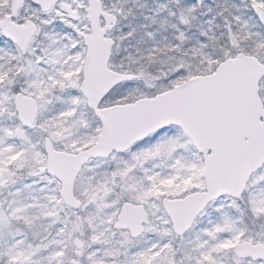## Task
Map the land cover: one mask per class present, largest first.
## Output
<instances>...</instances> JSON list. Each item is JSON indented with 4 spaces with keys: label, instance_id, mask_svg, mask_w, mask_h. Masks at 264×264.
<instances>
[{
    "label": "snow or ice",
    "instance_id": "obj_1",
    "mask_svg": "<svg viewBox=\"0 0 264 264\" xmlns=\"http://www.w3.org/2000/svg\"><path fill=\"white\" fill-rule=\"evenodd\" d=\"M0 264H264V0H0Z\"/></svg>",
    "mask_w": 264,
    "mask_h": 264
}]
</instances>
